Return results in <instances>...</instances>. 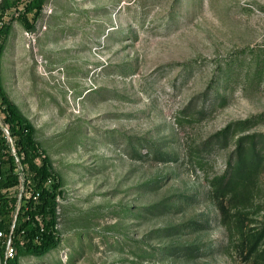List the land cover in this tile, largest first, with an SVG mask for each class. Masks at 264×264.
<instances>
[{"label":"rangeland","instance_id":"374dc122","mask_svg":"<svg viewBox=\"0 0 264 264\" xmlns=\"http://www.w3.org/2000/svg\"><path fill=\"white\" fill-rule=\"evenodd\" d=\"M28 2L2 13L0 86L60 183L61 241L19 264H251L210 179L235 149L219 130L252 118L250 132H264V0H45L37 17ZM0 124L20 177L0 195V220L5 207L14 224L31 192L1 107ZM263 202L264 169L252 227ZM18 252L10 235L0 264Z\"/></svg>","mask_w":264,"mask_h":264},{"label":"trees","instance_id":"16d2710c","mask_svg":"<svg viewBox=\"0 0 264 264\" xmlns=\"http://www.w3.org/2000/svg\"><path fill=\"white\" fill-rule=\"evenodd\" d=\"M44 2L45 0H29L26 9L34 10V16L37 17ZM15 4V0H1L0 21L2 13ZM24 22L28 28L32 27L26 20ZM9 30V24L0 25V34L6 35ZM4 48L5 42L0 41V63ZM0 107L4 122L8 124V131L14 138L16 153L24 162V188L31 192L26 209L21 207L22 212L19 211L14 224L10 221L8 209L2 208L4 215L0 220V243L5 248L12 235L19 249L18 254L12 258H5L3 254L4 263L19 264L20 255L43 257L60 244L61 239L56 229V198L60 183L55 178L53 182L49 180L52 175L49 158L44 155L35 139L34 127L1 86ZM251 123L252 118L234 121L214 135L216 140L224 142L229 135H233L235 149L229 156L224 172L210 179V189L236 249L251 264H264V220L254 227L247 222L250 218L246 209L255 203L258 180L264 169V132H250ZM38 157L42 158V164L37 162ZM15 162L16 157L0 124V195L20 182L19 174L14 171ZM23 198L26 199L25 194ZM258 206L264 208V202ZM37 214L45 219L42 227L35 219ZM47 215L49 220L46 219ZM34 238L39 240L38 244H32ZM21 240L24 244L20 243Z\"/></svg>","mask_w":264,"mask_h":264},{"label":"built area","instance_id":"2783aa9c","mask_svg":"<svg viewBox=\"0 0 264 264\" xmlns=\"http://www.w3.org/2000/svg\"><path fill=\"white\" fill-rule=\"evenodd\" d=\"M7 130V129H6ZM2 233H1V231H0V235H1Z\"/></svg>","mask_w":264,"mask_h":264}]
</instances>
